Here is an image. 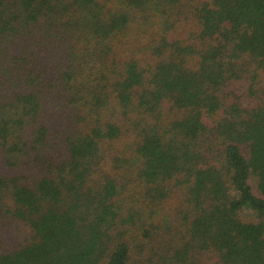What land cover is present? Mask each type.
Wrapping results in <instances>:
<instances>
[{
    "label": "trees",
    "instance_id": "16d2710c",
    "mask_svg": "<svg viewBox=\"0 0 264 264\" xmlns=\"http://www.w3.org/2000/svg\"><path fill=\"white\" fill-rule=\"evenodd\" d=\"M263 74L264 0H0V264H264Z\"/></svg>",
    "mask_w": 264,
    "mask_h": 264
},
{
    "label": "rangeland",
    "instance_id": "374dc122",
    "mask_svg": "<svg viewBox=\"0 0 264 264\" xmlns=\"http://www.w3.org/2000/svg\"><path fill=\"white\" fill-rule=\"evenodd\" d=\"M242 89V92L240 93V95H244V93L246 94V87L245 86H240ZM258 87L263 90L264 89V74L262 75L260 81H259V85ZM254 188L256 187V181L253 180L252 181ZM179 198L181 199V193L180 191H177V193L173 196V202L175 203H179ZM244 217H248V218H252L253 215L251 213H243ZM3 224V228L2 231L6 234H9V237L11 239V241H4V245L1 247V250L4 249L5 247H10V243H15L16 245H23L26 243L25 238L29 236V231L27 230V228L22 227V225L17 229L19 224H16L17 222L13 221L12 219L7 220L5 219L4 221H2ZM6 223V224H5ZM22 228V232L19 233V230ZM8 231V232H6ZM18 232V233H17ZM1 235H4L1 233ZM22 243V244H21Z\"/></svg>",
    "mask_w": 264,
    "mask_h": 264
}]
</instances>
